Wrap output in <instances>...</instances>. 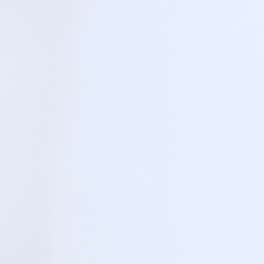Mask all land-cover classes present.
Instances as JSON below:
<instances>
[{"label": "clouds", "instance_id": "1", "mask_svg": "<svg viewBox=\"0 0 264 264\" xmlns=\"http://www.w3.org/2000/svg\"><path fill=\"white\" fill-rule=\"evenodd\" d=\"M0 264H264V0H0Z\"/></svg>", "mask_w": 264, "mask_h": 264}]
</instances>
